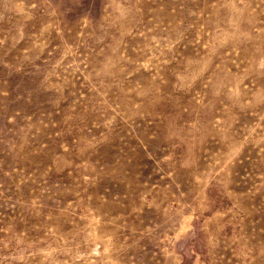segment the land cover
<instances>
[{
	"label": "rangeland",
	"instance_id": "rangeland-1",
	"mask_svg": "<svg viewBox=\"0 0 264 264\" xmlns=\"http://www.w3.org/2000/svg\"><path fill=\"white\" fill-rule=\"evenodd\" d=\"M0 264H264V0H0Z\"/></svg>",
	"mask_w": 264,
	"mask_h": 264
}]
</instances>
